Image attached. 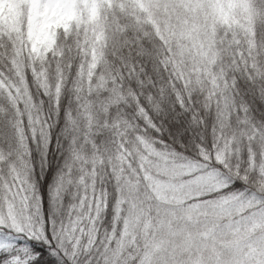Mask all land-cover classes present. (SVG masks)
Returning a JSON list of instances; mask_svg holds the SVG:
<instances>
[{
  "label": "snow or ice",
  "instance_id": "6c2138e0",
  "mask_svg": "<svg viewBox=\"0 0 264 264\" xmlns=\"http://www.w3.org/2000/svg\"><path fill=\"white\" fill-rule=\"evenodd\" d=\"M0 264H264V0H0Z\"/></svg>",
  "mask_w": 264,
  "mask_h": 264
}]
</instances>
